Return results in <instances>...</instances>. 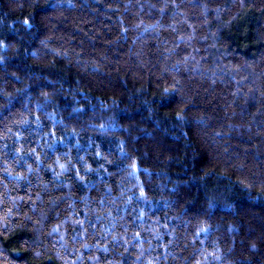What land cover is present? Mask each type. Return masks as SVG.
<instances>
[{
	"label": "trees",
	"instance_id": "trees-1",
	"mask_svg": "<svg viewBox=\"0 0 264 264\" xmlns=\"http://www.w3.org/2000/svg\"><path fill=\"white\" fill-rule=\"evenodd\" d=\"M0 264H264V0H0Z\"/></svg>",
	"mask_w": 264,
	"mask_h": 264
}]
</instances>
